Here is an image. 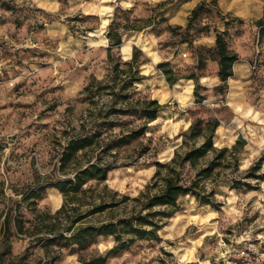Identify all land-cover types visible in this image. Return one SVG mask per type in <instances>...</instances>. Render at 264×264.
<instances>
[{
    "label": "rangeland",
    "instance_id": "obj_1",
    "mask_svg": "<svg viewBox=\"0 0 264 264\" xmlns=\"http://www.w3.org/2000/svg\"><path fill=\"white\" fill-rule=\"evenodd\" d=\"M200 1L0 0V31L10 37L3 55L11 71L0 84V263L13 259V264H35L42 256L36 248L27 262H20L29 240L17 235L12 252L1 254L4 214L12 199L21 198L16 192L34 185L58 163L68 136L82 122L89 123V108L102 105L90 103L83 88L92 76L102 79L110 73L107 32L118 28L124 31L123 43L138 46L148 57L140 66L147 77L136 84L137 90L165 107L149 123L146 135L122 151L119 162L134 163L108 173L111 188L138 194L151 180L156 160L167 161L174 155L182 144L181 133L198 117L220 120L214 136L218 147H231L239 136L247 144L240 153L239 169L231 166L218 176L220 208L187 195L158 239L137 240L110 252L115 238L98 236L82 250L63 248L54 264H84L82 258L96 254L107 255V264H238L248 241L257 244L254 255H261L258 264H264V178L244 177L246 169L264 155V36H259L257 22L264 17V2L218 0L214 5L205 0V11L188 26L191 10ZM232 2L234 9L229 8ZM124 24L143 29H123ZM225 28L229 46L238 50L245 65L244 80H235L234 74L228 86L220 88L218 63L211 53L216 32ZM199 50L204 54L202 67H198ZM112 55L115 62L131 57V53L124 57L122 46L112 48ZM165 61L182 76L172 86L158 67ZM190 74L197 80L188 78ZM197 81L200 102L194 94ZM129 122L135 125L140 120ZM142 145L150 149L137 158ZM228 178L244 183L233 187ZM62 202L60 191L49 187L38 205L56 210ZM21 211L26 218L32 216L25 205Z\"/></svg>",
    "mask_w": 264,
    "mask_h": 264
},
{
    "label": "trees",
    "instance_id": "obj_2",
    "mask_svg": "<svg viewBox=\"0 0 264 264\" xmlns=\"http://www.w3.org/2000/svg\"><path fill=\"white\" fill-rule=\"evenodd\" d=\"M211 1L218 4V0ZM205 9V0L198 2L191 10L188 26L193 25ZM257 22L261 27L259 36L262 37L264 17ZM123 29L143 28L124 24ZM227 33V28L216 32L211 53L218 63L220 88L228 86L239 59L238 52L229 46ZM123 34L124 31L118 28L108 30L110 73L102 79L92 76L83 88L90 103L101 101L102 105L89 108V123L82 122L78 129L75 128L76 132L68 136L52 170L39 176L34 185L16 192L22 194L21 198L12 199L4 214L2 255L12 252L15 235L29 240L18 257L20 262H27L29 255L39 248L42 256L35 264H54L63 248L77 246L82 250L98 236H113L116 243L110 252H117L137 240L158 239L159 232L179 210L182 197L191 195L200 204L215 208L222 205L216 196V187L220 184L218 176L231 166L239 169L240 153L247 140L239 136L231 147L215 145L214 136L220 125L217 117L207 120L196 118L181 133L182 144L175 149L174 155L167 161L156 160L151 180L138 194L121 193L107 184V176L112 169L134 163L131 160L119 162L122 151L146 135L149 123L156 120L165 107L157 98L137 90L136 84L147 77L140 66L148 61V57L138 46L131 48L129 43H123ZM121 46L124 57L129 58L130 53L131 57L115 62L112 48ZM203 63L204 54L199 50L198 67ZM158 67L170 86L182 78L168 61L159 62ZM188 78L197 80L195 74ZM199 86L197 81L194 94L198 102L203 98ZM132 119L140 122L131 125L129 121ZM115 127L119 130H114ZM107 133L110 135L106 136ZM149 149L150 146L142 145L137 158ZM263 163L264 155H261L246 169L244 177L263 179ZM226 180H232L233 187L244 183L237 178ZM49 187L57 188L63 197L56 210L38 205ZM23 205L31 211L30 218L21 211ZM82 259L84 264H107V255L103 254ZM13 263L16 262L11 259L6 264Z\"/></svg>",
    "mask_w": 264,
    "mask_h": 264
},
{
    "label": "built area",
    "instance_id": "obj_3",
    "mask_svg": "<svg viewBox=\"0 0 264 264\" xmlns=\"http://www.w3.org/2000/svg\"><path fill=\"white\" fill-rule=\"evenodd\" d=\"M10 37L7 33L0 31V84L5 82L8 75H11V71L7 69L6 60L4 58V51L6 45L9 43ZM187 55V52L184 53ZM257 244L254 241L246 242V245L240 251L238 264H258L261 262V255L255 256Z\"/></svg>",
    "mask_w": 264,
    "mask_h": 264
},
{
    "label": "crops",
    "instance_id": "obj_4",
    "mask_svg": "<svg viewBox=\"0 0 264 264\" xmlns=\"http://www.w3.org/2000/svg\"><path fill=\"white\" fill-rule=\"evenodd\" d=\"M231 7H233V9H234V2H232L231 4H230V6H229V8H231ZM237 52H238V50H236ZM238 68H237V67ZM243 67H245V65L242 63V62H240L239 61V59L237 60V62L235 63V80H240L241 82H243V77H242V74H241V69L243 68ZM236 69H238V72H239V74L238 75H236V72H237V70ZM160 70V69H159ZM233 78V76L232 77H230L229 79H232ZM246 80H247V78H246ZM178 82V81H177ZM176 84V83H175ZM234 107H236V106H234ZM236 109H239V108H236ZM238 111V110H237Z\"/></svg>",
    "mask_w": 264,
    "mask_h": 264
}]
</instances>
